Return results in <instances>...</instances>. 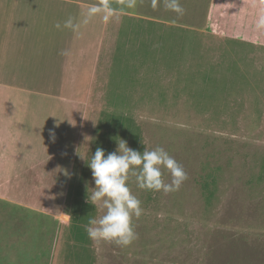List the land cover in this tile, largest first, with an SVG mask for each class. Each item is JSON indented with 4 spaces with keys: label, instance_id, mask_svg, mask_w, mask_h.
Listing matches in <instances>:
<instances>
[{
    "label": "rangeland",
    "instance_id": "374dc122",
    "mask_svg": "<svg viewBox=\"0 0 264 264\" xmlns=\"http://www.w3.org/2000/svg\"><path fill=\"white\" fill-rule=\"evenodd\" d=\"M180 3L183 15L163 0H126L93 57L71 60L59 42L71 70L59 72L66 86L46 79L41 90L44 166L17 198L0 184V264H264V32L254 27L264 4ZM49 61L45 78L58 74ZM119 139L163 147L188 176L170 193L130 176L144 211L127 247L85 231L103 214L87 202V162Z\"/></svg>",
    "mask_w": 264,
    "mask_h": 264
},
{
    "label": "crops",
    "instance_id": "0c3cea01",
    "mask_svg": "<svg viewBox=\"0 0 264 264\" xmlns=\"http://www.w3.org/2000/svg\"><path fill=\"white\" fill-rule=\"evenodd\" d=\"M125 2L0 0V184L5 197L17 198L16 190L22 192L28 171L38 172L44 166L41 90L46 79L57 87L66 86L67 79L61 74L71 70L62 68L57 59L59 42H68L66 49L70 44L71 60L97 55L110 18L125 14ZM90 8L97 11L88 16ZM69 19L73 26L65 27ZM50 59L56 61L58 74L45 78L46 67L51 72L55 69Z\"/></svg>",
    "mask_w": 264,
    "mask_h": 264
},
{
    "label": "clouds",
    "instance_id": "9594fccd",
    "mask_svg": "<svg viewBox=\"0 0 264 264\" xmlns=\"http://www.w3.org/2000/svg\"><path fill=\"white\" fill-rule=\"evenodd\" d=\"M163 3L167 10L184 14L180 0H163ZM261 3L264 4V0ZM129 6H132L131 2ZM96 11V8L88 9V16ZM72 26L71 19L65 22V27ZM254 27L256 31L264 32V10L257 14ZM50 137L54 139L55 133L50 131ZM87 165L95 185L87 194V202L101 209L103 214L90 218L85 231L90 239L121 247H127L137 239L133 218L138 220L144 211L140 199L129 187L130 176L135 178L138 189L164 193L178 191L188 179L183 166L163 147L145 148L141 152L129 147L124 139H119L116 150L107 154L103 148L97 147ZM164 170L171 177L168 182Z\"/></svg>",
    "mask_w": 264,
    "mask_h": 264
}]
</instances>
